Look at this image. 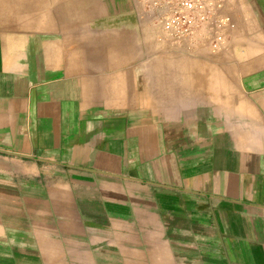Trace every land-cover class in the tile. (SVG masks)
Wrapping results in <instances>:
<instances>
[{
    "label": "crops",
    "instance_id": "0c3cea01",
    "mask_svg": "<svg viewBox=\"0 0 264 264\" xmlns=\"http://www.w3.org/2000/svg\"><path fill=\"white\" fill-rule=\"evenodd\" d=\"M232 17L215 54L0 25V264H264V0Z\"/></svg>",
    "mask_w": 264,
    "mask_h": 264
},
{
    "label": "rangeland",
    "instance_id": "374dc122",
    "mask_svg": "<svg viewBox=\"0 0 264 264\" xmlns=\"http://www.w3.org/2000/svg\"><path fill=\"white\" fill-rule=\"evenodd\" d=\"M18 5L26 8L20 9ZM136 10L134 0H0V25H10L18 40L44 39L54 45L72 34L75 37L88 34L78 31V26L82 30L83 25L90 24H145ZM161 37L168 39L163 32Z\"/></svg>",
    "mask_w": 264,
    "mask_h": 264
},
{
    "label": "built area",
    "instance_id": "2783aa9c",
    "mask_svg": "<svg viewBox=\"0 0 264 264\" xmlns=\"http://www.w3.org/2000/svg\"><path fill=\"white\" fill-rule=\"evenodd\" d=\"M137 15L162 31L175 47L204 45L220 51L236 27L232 14L238 0H134Z\"/></svg>",
    "mask_w": 264,
    "mask_h": 264
}]
</instances>
